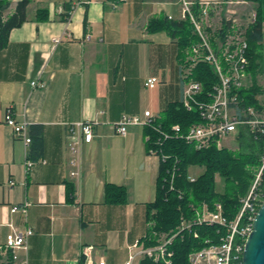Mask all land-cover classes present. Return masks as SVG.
Here are the masks:
<instances>
[{
  "label": "crops",
  "instance_id": "crops-1",
  "mask_svg": "<svg viewBox=\"0 0 264 264\" xmlns=\"http://www.w3.org/2000/svg\"><path fill=\"white\" fill-rule=\"evenodd\" d=\"M6 1L8 16L19 0ZM168 14L178 17V0H30L26 20L9 31L0 49V244L11 225L30 226L27 264H78L85 246L95 260L124 264L130 245L147 234L160 162L147 153L143 127L130 125L121 135L114 122L146 109L160 115L180 100L176 39L146 30ZM150 76L158 79L153 87L144 84ZM32 79L44 86L32 87ZM8 107L28 133L41 127L39 152L5 123ZM85 119L98 122L71 177L68 127ZM27 157L35 160L28 172ZM106 182L123 185L126 202H105ZM24 201L25 219L10 212Z\"/></svg>",
  "mask_w": 264,
  "mask_h": 264
},
{
  "label": "built area",
  "instance_id": "built-area-1",
  "mask_svg": "<svg viewBox=\"0 0 264 264\" xmlns=\"http://www.w3.org/2000/svg\"><path fill=\"white\" fill-rule=\"evenodd\" d=\"M251 3L248 0H178L179 15L176 20L188 21L197 38L196 42L189 45L182 61V92L179 101L186 109L197 110L200 122L190 124L185 130L178 123L173 124L169 130H162L156 123L159 115L149 109L144 110L141 116L122 114L114 122L115 132L121 135L126 134L130 125L150 127L155 131L159 137L147 149V153L158 157L159 162H166L169 157L161 151L159 145L172 136L183 138L195 149H204L211 144L226 147L220 140L227 137L261 144L260 165L247 193L240 198L239 210L233 219L228 220L219 201L211 205L203 202L195 208L194 216L182 221L178 231L172 235L151 230V237L147 239L153 237L155 242L146 244L138 240L132 243L124 264H135V261L143 258L170 264L174 257L171 247L173 238L192 225L216 226L221 231H217L215 239L218 242H215L214 237L201 236L200 231L190 230L194 238H202L203 245L189 252V264H242L245 241L252 230L255 214L264 200V61L254 67L253 71L249 69L251 51L247 30L256 20V10L240 13L234 7H246ZM167 18L175 19L172 14H168ZM260 31L258 42L264 45V20L260 24ZM58 41L59 38H55L53 42ZM198 63L210 66L216 78L211 83V89H206L201 81L192 76V69ZM157 81V77L150 76L144 84L153 87ZM30 85L41 87L44 82L32 79ZM4 121L11 127L15 137L22 139L25 146H28L31 141L28 124L25 121L17 122L10 107L5 111ZM97 122L95 119H85L68 127L67 149L70 153L71 177L79 174L80 146L91 141ZM34 162L31 158L25 159L26 172ZM166 173L168 176L165 183L172 189L175 166L167 167ZM188 178L193 181L195 176L189 172ZM27 205V201L12 205L10 212L20 213L25 219ZM148 225L152 226L153 223L148 222ZM32 233L33 229L28 225L22 228L11 225L4 243L0 244V261L3 264H27V240ZM81 256L84 258L82 264H105L102 257L94 259L91 246L83 247Z\"/></svg>",
  "mask_w": 264,
  "mask_h": 264
},
{
  "label": "trees",
  "instance_id": "trees-1",
  "mask_svg": "<svg viewBox=\"0 0 264 264\" xmlns=\"http://www.w3.org/2000/svg\"><path fill=\"white\" fill-rule=\"evenodd\" d=\"M256 3V20L248 27L247 40L250 47V66L251 71L264 61L262 49L264 45L258 41L261 37L260 24L264 20V0H248ZM30 0H19L14 11L4 15L5 9L9 3L6 0H0V49H3L8 42L9 31L20 26L27 18L26 11ZM66 5V4H64ZM45 9L38 12L41 19L47 16ZM148 32L165 31L176 39L178 57L180 61L185 58L186 50L191 43L197 41L188 21L176 19H152L146 27ZM192 76L201 81L206 89H211V83L216 78L212 73L210 66L206 63H198L192 69ZM251 103V101H248ZM201 121L199 113L195 109H186L181 102H169L161 111L156 123L162 130H169L173 124H180L182 130L192 123ZM33 131L29 133L31 140L35 143L38 152L42 146V130L39 125H33ZM145 135L148 139L145 141L146 149L153 146L159 135L150 127H144ZM245 144V145H244ZM244 150L238 154L234 150L226 147H217L211 144L204 149H195L191 143L183 138L174 137L164 140L160 145L161 151L169 157L166 162L159 164L157 176L156 196L152 202L146 205V221L153 222L148 226L146 236L143 240L146 244L155 242L151 237L150 231L165 232L168 235L178 231L182 221L189 220L194 216V210L201 203L213 204L219 201L222 205L223 214L228 220H231L237 214L240 202L239 199L244 196L255 176V172L260 165V153L262 146L254 141H244ZM175 166L173 178V188L165 183L167 167ZM192 166H201L203 171L197 174L193 181L189 180V168ZM216 176L223 181V189H216ZM264 181V171H263ZM67 192L72 193V186L67 185ZM127 193L123 185H116L106 182L104 184V201L112 204H121L126 202ZM216 226H196L192 225L190 229H183L173 238L171 247L174 250V257L170 264H189L188 254L194 249H199L203 245L202 238H194L193 230L200 231L201 236L209 235L214 237L215 242L217 231H221ZM83 256L80 257L78 264L83 263ZM140 264H165L155 262L149 258H143Z\"/></svg>",
  "mask_w": 264,
  "mask_h": 264
},
{
  "label": "water",
  "instance_id": "water-1",
  "mask_svg": "<svg viewBox=\"0 0 264 264\" xmlns=\"http://www.w3.org/2000/svg\"><path fill=\"white\" fill-rule=\"evenodd\" d=\"M242 264H264V200L259 206L243 250Z\"/></svg>",
  "mask_w": 264,
  "mask_h": 264
},
{
  "label": "rangeland",
  "instance_id": "rangeland-1",
  "mask_svg": "<svg viewBox=\"0 0 264 264\" xmlns=\"http://www.w3.org/2000/svg\"><path fill=\"white\" fill-rule=\"evenodd\" d=\"M236 8V10H238V12L242 13V11H248V10H252L255 9L256 7V3H251L250 6L247 5L245 6H234ZM244 14V13H243ZM221 144L226 146V148H229L231 150H234L235 153H239L241 150H244V145H243V140H236L233 139L232 137H227V138H223L220 140ZM203 171V167L201 166H192V168L190 169V172L193 176H196L197 174H199L200 172ZM216 189L218 191H221L223 189V181L219 176H216ZM240 202V199H239ZM153 223V222H152ZM165 233V232H162ZM0 264H3L2 261H0Z\"/></svg>",
  "mask_w": 264,
  "mask_h": 264
}]
</instances>
